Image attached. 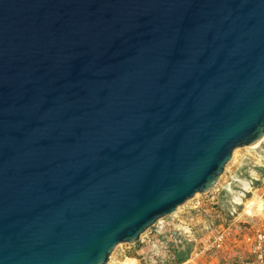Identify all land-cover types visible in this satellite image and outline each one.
<instances>
[{"label": "water", "instance_id": "obj_1", "mask_svg": "<svg viewBox=\"0 0 264 264\" xmlns=\"http://www.w3.org/2000/svg\"><path fill=\"white\" fill-rule=\"evenodd\" d=\"M264 137V0H0V264H107Z\"/></svg>", "mask_w": 264, "mask_h": 264}, {"label": "built area", "instance_id": "obj_2", "mask_svg": "<svg viewBox=\"0 0 264 264\" xmlns=\"http://www.w3.org/2000/svg\"><path fill=\"white\" fill-rule=\"evenodd\" d=\"M254 155L250 157L255 160L253 166L263 171L255 175L249 170L244 179L241 165L236 166L188 210L178 211L170 215L176 217L168 216L150 227L134 243L144 242L143 259H149L148 264H264V140ZM226 185L234 186V193L222 198L219 193ZM255 196L252 213L247 205ZM191 209L200 214H192ZM203 212L208 218L200 221Z\"/></svg>", "mask_w": 264, "mask_h": 264}, {"label": "rangeland", "instance_id": "obj_3", "mask_svg": "<svg viewBox=\"0 0 264 264\" xmlns=\"http://www.w3.org/2000/svg\"><path fill=\"white\" fill-rule=\"evenodd\" d=\"M251 154H255V148L250 149L247 146L244 147H239L237 148V152L236 155L234 156L233 160L225 167V172L222 174L219 182H223V180L226 178V173L228 171V169L230 168V166L235 164V168L236 166H240L241 170L243 171V175L241 176L242 178H248V171H252V174H254L253 170H257V172L259 171L260 168L253 166V164L255 163V160H253L252 158H250ZM249 157V158H248ZM252 159V160H250ZM244 162V164H243ZM248 162V164H247ZM240 177V176H239ZM240 181V179H239ZM232 185H226L222 191L219 193L220 197H225L227 196L229 198V195H231L232 193H234ZM207 196L206 194H202V193H198V195H195L194 197H192L191 199H189L187 202H185L183 205H181L180 207H178L177 212L181 211V210H188L189 206L192 205L197 199L199 198H203ZM195 210L191 209L192 214H200L198 210H196V212H194ZM176 212V213H177ZM175 214V213H174ZM200 216V215H199ZM213 216H216V214H214ZM172 217H176L175 215L170 216V218ZM197 215H195V221L197 220ZM202 218H208V215L206 216V212H203V215L200 218V221H202ZM218 219V218H217ZM171 221H169L168 223H170ZM190 224V221L188 222ZM147 239V238H145ZM144 242H141L139 244H131V243H120L116 246V248L114 249V251L111 253L110 255V259L108 261L107 264H128V262H130V264H134L132 263V261H130V259L128 260V258H136L137 259V263L135 264H148V260L146 261V259H143L144 256V250H142L141 248H143ZM149 248H146V250H148ZM190 247L188 248V251H190Z\"/></svg>", "mask_w": 264, "mask_h": 264}, {"label": "bare ground", "instance_id": "obj_4", "mask_svg": "<svg viewBox=\"0 0 264 264\" xmlns=\"http://www.w3.org/2000/svg\"><path fill=\"white\" fill-rule=\"evenodd\" d=\"M264 140V137L260 140V141H258V142H256V143H254V144H251V145H249V146H247L248 148H250V149H254V148H256L262 141ZM236 152H237V148L234 150V152H233V158H234V156L236 155ZM255 155L254 154H251L250 155V157H254ZM233 158H232V160H233ZM198 193H200V192H197L195 195H198ZM256 199H257V196H255L253 199H251L250 200V202L248 203V205H247V210L249 211V212H252L253 213V211L251 210V208H252V206L255 204V202H256ZM238 201H240V199L238 200ZM180 207V206H179ZM178 209V208H177ZM177 211H175V213H176ZM143 235V234H142ZM130 259V261H132V263H137V259L136 258H128V260ZM128 264H130V262H128Z\"/></svg>", "mask_w": 264, "mask_h": 264}, {"label": "crops", "instance_id": "obj_5", "mask_svg": "<svg viewBox=\"0 0 264 264\" xmlns=\"http://www.w3.org/2000/svg\"><path fill=\"white\" fill-rule=\"evenodd\" d=\"M248 158H249V157H248ZM243 164H244V162H243ZM247 164H248V162H247ZM234 166H235V165L230 166V168H229L228 170H230L231 172H234L235 169H237V168H235ZM261 171H263L262 168H260L258 172H257L256 170H253V172H254L255 175L258 174V173H260Z\"/></svg>", "mask_w": 264, "mask_h": 264}]
</instances>
